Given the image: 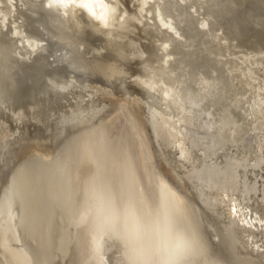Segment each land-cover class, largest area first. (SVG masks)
I'll list each match as a JSON object with an SVG mask.
<instances>
[{
	"label": "bare ground",
	"instance_id": "bare-ground-1",
	"mask_svg": "<svg viewBox=\"0 0 264 264\" xmlns=\"http://www.w3.org/2000/svg\"><path fill=\"white\" fill-rule=\"evenodd\" d=\"M45 3L0 0V264H122L101 205L160 191L203 264H264V0H122L110 37Z\"/></svg>",
	"mask_w": 264,
	"mask_h": 264
},
{
	"label": "clouds",
	"instance_id": "clouds-1",
	"mask_svg": "<svg viewBox=\"0 0 264 264\" xmlns=\"http://www.w3.org/2000/svg\"><path fill=\"white\" fill-rule=\"evenodd\" d=\"M70 4L83 11L97 34L110 37L128 28L130 17L122 12V0H46L48 9L67 15ZM134 80H139L135 77ZM54 84L60 93L68 92L72 81ZM185 207L168 193L160 191L150 211L129 204L120 210L101 205L98 228L116 235L122 244V264H203L204 245L197 231H190L180 220Z\"/></svg>",
	"mask_w": 264,
	"mask_h": 264
},
{
	"label": "snow or ice",
	"instance_id": "snow-or-ice-1",
	"mask_svg": "<svg viewBox=\"0 0 264 264\" xmlns=\"http://www.w3.org/2000/svg\"><path fill=\"white\" fill-rule=\"evenodd\" d=\"M77 227L80 226V221H74L73 222ZM103 244H104V234L102 230H99L97 232V235L95 237L92 238L91 240V253L92 255L97 258L99 261L103 260V252H104V248H103ZM111 246V245H109Z\"/></svg>",
	"mask_w": 264,
	"mask_h": 264
}]
</instances>
